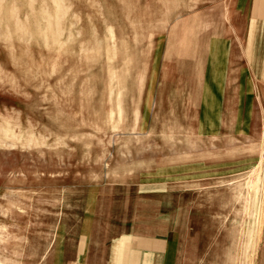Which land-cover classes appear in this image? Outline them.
I'll list each match as a JSON object with an SVG mask.
<instances>
[{
  "label": "rangeland",
  "instance_id": "rangeland-1",
  "mask_svg": "<svg viewBox=\"0 0 264 264\" xmlns=\"http://www.w3.org/2000/svg\"><path fill=\"white\" fill-rule=\"evenodd\" d=\"M251 10L0 0V259L111 264L158 236L162 264H264Z\"/></svg>",
  "mask_w": 264,
  "mask_h": 264
},
{
  "label": "crops",
  "instance_id": "crops-1",
  "mask_svg": "<svg viewBox=\"0 0 264 264\" xmlns=\"http://www.w3.org/2000/svg\"><path fill=\"white\" fill-rule=\"evenodd\" d=\"M251 13L247 18L246 29L242 42L243 62L251 79L264 84V0H249ZM168 243L163 237L150 236L133 239L119 262L111 264H162ZM165 248V249H164Z\"/></svg>",
  "mask_w": 264,
  "mask_h": 264
},
{
  "label": "bare ground",
  "instance_id": "bare-ground-1",
  "mask_svg": "<svg viewBox=\"0 0 264 264\" xmlns=\"http://www.w3.org/2000/svg\"><path fill=\"white\" fill-rule=\"evenodd\" d=\"M114 57H115V56H114ZM112 120H113V119H112ZM29 134H30V133H29ZM30 135H32V134H30ZM30 141H33V139H32V138L29 139V142H30ZM0 264H10V263H8L6 260L3 261V260L0 259Z\"/></svg>",
  "mask_w": 264,
  "mask_h": 264
}]
</instances>
